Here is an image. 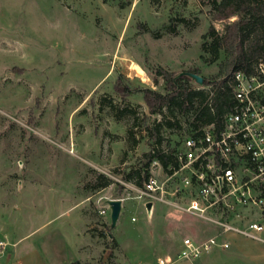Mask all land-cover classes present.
<instances>
[{
	"label": "rangeland",
	"instance_id": "374dc122",
	"mask_svg": "<svg viewBox=\"0 0 264 264\" xmlns=\"http://www.w3.org/2000/svg\"><path fill=\"white\" fill-rule=\"evenodd\" d=\"M211 7L212 0H0V264L85 255L83 264H125L134 241L137 251L159 244L164 257L176 256L184 239L214 236L230 247L174 264H264V231L221 233L211 221L238 230L264 223L255 208L201 218L138 200L132 189L116 195L152 150L147 127L193 121L149 113L142 90H166L157 72L217 78L225 55L211 63L202 45L212 25L221 34L226 22L212 20ZM117 84L131 93L122 97ZM161 133L180 139L165 126ZM113 200L122 201L115 227Z\"/></svg>",
	"mask_w": 264,
	"mask_h": 264
},
{
	"label": "built area",
	"instance_id": "2783aa9c",
	"mask_svg": "<svg viewBox=\"0 0 264 264\" xmlns=\"http://www.w3.org/2000/svg\"><path fill=\"white\" fill-rule=\"evenodd\" d=\"M231 89L230 106L220 120L175 142L165 140L161 152L169 158L167 168L155 159L144 170L142 185L123 181L124 189L134 190L143 202L164 203L201 218L238 216L240 208H255L264 218V55L255 60L252 72L233 75ZM211 221L221 233L255 237L264 231L258 221L239 230ZM229 247L219 236L202 242L187 238L176 256L166 255L158 264L193 261L215 248Z\"/></svg>",
	"mask_w": 264,
	"mask_h": 264
},
{
	"label": "trees",
	"instance_id": "16d2710c",
	"mask_svg": "<svg viewBox=\"0 0 264 264\" xmlns=\"http://www.w3.org/2000/svg\"><path fill=\"white\" fill-rule=\"evenodd\" d=\"M210 15L214 21L226 22L221 34L212 25L205 37L209 41L202 45L203 51L210 55L208 61L211 63L216 62L222 52L225 55L219 65L217 78L204 81L203 86L210 88L207 90L193 88L192 83L197 82L188 73L171 77L162 70L157 72L163 77L166 90L164 93L152 88L142 90V98L149 113L167 117L168 114L173 116L179 112L190 114L193 121L189 122L186 128H182L181 124L171 117L153 127H147L148 135L153 139L152 150L144 154L146 161L141 168L123 176L124 181L142 185V171L147 170L155 159H159L167 168L169 158L162 154L161 146L169 137L162 135L161 127L176 130L181 137L220 120L230 106L233 75L239 71L252 72L255 60L264 55V0H212ZM233 17L236 19L230 21ZM177 21L184 23L185 19L179 18ZM166 30L171 34L177 31L176 26H168ZM155 37H159V34L156 33ZM197 85L199 88L200 85ZM115 91L122 97L131 93L127 87L119 84L115 86ZM137 121L138 118L136 125H140ZM116 185H118L116 195L120 196L124 186L118 183ZM111 229L113 228L111 227L110 231ZM110 233L112 234V231Z\"/></svg>",
	"mask_w": 264,
	"mask_h": 264
},
{
	"label": "crops",
	"instance_id": "0c3cea01",
	"mask_svg": "<svg viewBox=\"0 0 264 264\" xmlns=\"http://www.w3.org/2000/svg\"><path fill=\"white\" fill-rule=\"evenodd\" d=\"M136 248H138V244L136 241H134L132 244V249L134 250L125 253L126 254L124 257L125 264H158V260L162 258L160 245L157 243L155 244L142 243L141 248L143 251H137L135 250ZM127 249H129V247ZM87 257H88L87 255L82 256V258H79L78 256L75 257L73 256V258L66 260L64 264H73L76 262L83 264L85 262L90 261ZM2 264H5V262ZM49 264H56V262L54 263L49 262Z\"/></svg>",
	"mask_w": 264,
	"mask_h": 264
},
{
	"label": "water",
	"instance_id": "95a60500",
	"mask_svg": "<svg viewBox=\"0 0 264 264\" xmlns=\"http://www.w3.org/2000/svg\"><path fill=\"white\" fill-rule=\"evenodd\" d=\"M190 74L197 82V84L202 85L204 83V79L200 76H197L195 74ZM111 205V220H112V226L115 227L119 216H120V212L122 209V201L121 200H113L110 203Z\"/></svg>",
	"mask_w": 264,
	"mask_h": 264
}]
</instances>
